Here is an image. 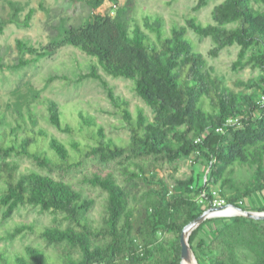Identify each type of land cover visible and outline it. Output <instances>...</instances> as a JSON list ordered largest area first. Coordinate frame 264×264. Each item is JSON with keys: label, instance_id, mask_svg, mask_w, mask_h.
Wrapping results in <instances>:
<instances>
[{"label": "trees", "instance_id": "obj_1", "mask_svg": "<svg viewBox=\"0 0 264 264\" xmlns=\"http://www.w3.org/2000/svg\"><path fill=\"white\" fill-rule=\"evenodd\" d=\"M85 1L91 13L84 24L65 27L60 39L41 50L18 41L21 50L46 56L59 46L73 45L97 57L107 73L133 80L154 116L143 108L135 115L130 101L117 94L95 65L80 79L101 81L130 129L126 142L108 136L95 116L82 111L76 129L62 119L64 113L54 99L49 100V119L71 135L68 141L44 127L27 129L23 136L17 128L2 129L0 110L2 218L27 204L62 213L68 221L65 227L24 223L11 232L12 237L23 231L36 233L58 250L61 264H181L184 227L214 206L216 198L264 211V0H223L212 10L215 22L204 23L191 14L185 24L174 22L169 32L162 14H145L143 24L133 25L121 0ZM209 2L197 0L193 10ZM32 15L29 12L26 20ZM12 18L0 17V33L8 22L19 21L16 14ZM189 28L213 38L214 56L238 44L233 67L261 69L257 77L241 81L252 91H235L223 76L214 74L204 53L194 48ZM5 66L0 55V68ZM77 133L90 140L76 139ZM12 156H26L51 172L59 169L60 178L35 169L22 172L18 161L8 160ZM182 158L192 160V172L176 178L170 188L155 172ZM89 159L97 163L90 173L82 172L81 180L106 194L102 225L91 217L96 198L69 180L71 172ZM236 166L252 168V178L236 180ZM139 181L147 185L140 197L141 220L128 188ZM218 185L219 195L214 188ZM189 242L200 264H264V218L209 217L193 229ZM49 257L45 249L28 245L13 254L0 252V264H54Z\"/></svg>", "mask_w": 264, "mask_h": 264}, {"label": "rangeland", "instance_id": "obj_2", "mask_svg": "<svg viewBox=\"0 0 264 264\" xmlns=\"http://www.w3.org/2000/svg\"><path fill=\"white\" fill-rule=\"evenodd\" d=\"M13 2L20 10L15 11L10 2ZM223 0H210L209 4L198 11L193 10L197 0H121L122 5L128 7V14L133 25L136 21L143 24L145 14H162L166 19L168 32L174 22L185 24L186 18L196 14L204 23L215 22L212 10ZM33 11L29 21L26 20L29 12ZM91 7L85 0H0V17L12 20L14 14L18 22L11 21L0 33V55L5 67L0 68V110L3 117L4 128H17L15 132L23 136L27 129L40 127L47 128L50 134H54L64 141H68L71 135L59 130L49 119V100L54 99L59 103L64 113L63 120L79 129L81 111L96 117L99 124L105 127L108 136L117 142H126L130 138V129L122 118L119 109L110 101L107 90L99 79L88 77L80 79L84 73L91 71L95 65L98 71L114 87L117 94L130 101L131 109L136 115L139 108L153 118L154 109L149 106L137 93L133 80L126 77H115L105 71L98 62V58L91 56L73 45H62L49 55L39 56L37 52L22 51L19 42L33 45L38 50L51 45L52 42L62 37L65 27L84 24L89 18ZM187 35L193 41L194 48L206 56L208 68L214 74L223 76L225 81L238 92H249L241 81H249L257 77L261 69L246 66L235 69L233 62L237 59L240 46L234 44L227 46L214 56L210 50L215 46L211 36L203 37L189 28ZM22 61L26 63L22 64ZM19 64L18 67L13 65ZM38 96H35V93ZM16 134V133H15ZM76 139L90 140L85 134L75 135ZM8 160H15L21 164L20 171L28 172L33 169L50 173L60 178V170L49 171L40 168L26 156H12ZM1 161V159H0ZM96 159H89L84 167L74 169L69 180L82 189L88 197H95L96 204L91 210V217L96 225H102L104 218L105 192L97 187H91L82 182V172L90 173L96 165ZM193 162L190 158L179 159L175 163H166L159 167L155 174L163 178L170 186L174 187L176 178H185L192 172ZM234 177L238 181L252 178L253 169L249 166H236ZM118 172V170H116ZM131 193L132 203L136 206L137 220L144 216V210L140 206V197L147 189V185L141 181L133 182L128 187ZM217 195L221 186L214 187ZM219 191V192H218ZM257 196H254L256 200ZM262 198V197H261ZM221 198H216L215 201ZM246 203H249L246 199ZM224 204H227L225 201ZM235 213L233 215H237ZM232 215H214L212 217ZM34 223L37 226L62 225L67 226L68 221L62 213L55 211H43L40 207L30 204L19 207L12 217L3 219L0 212V252L13 254L23 251L26 246L34 245L45 249L54 264H61L62 260L58 250L48 245L47 241L34 232L23 231L15 237L11 232L21 224ZM194 257L192 258V260ZM192 260L189 263L191 264Z\"/></svg>", "mask_w": 264, "mask_h": 264}, {"label": "water", "instance_id": "obj_3", "mask_svg": "<svg viewBox=\"0 0 264 264\" xmlns=\"http://www.w3.org/2000/svg\"><path fill=\"white\" fill-rule=\"evenodd\" d=\"M228 206H232L238 209L239 210L238 215L242 214V215H246L249 217L260 218V219L264 218V211L244 209L243 207L238 206L236 204H227V205L209 207L199 217L189 222L182 231V234H181L182 263L181 264H184L186 261L191 260L193 257L196 260L197 264H200L189 242L190 234L193 231V229L196 228L203 220L214 216L213 215L214 211L226 208Z\"/></svg>", "mask_w": 264, "mask_h": 264}, {"label": "bare ground", "instance_id": "obj_4", "mask_svg": "<svg viewBox=\"0 0 264 264\" xmlns=\"http://www.w3.org/2000/svg\"><path fill=\"white\" fill-rule=\"evenodd\" d=\"M235 213H239V210L232 206H228L226 208L214 211L213 215H233ZM191 260L186 261L185 263H189ZM191 264H197L196 260L193 259Z\"/></svg>", "mask_w": 264, "mask_h": 264}, {"label": "built area", "instance_id": "obj_5", "mask_svg": "<svg viewBox=\"0 0 264 264\" xmlns=\"http://www.w3.org/2000/svg\"><path fill=\"white\" fill-rule=\"evenodd\" d=\"M219 129H221V128H219ZM225 203V199L224 198H221V200L220 201H215L214 202V206H220V205H227V204H224Z\"/></svg>", "mask_w": 264, "mask_h": 264}]
</instances>
